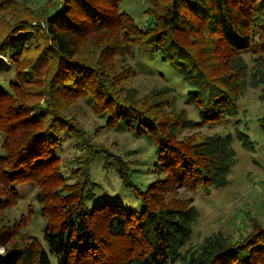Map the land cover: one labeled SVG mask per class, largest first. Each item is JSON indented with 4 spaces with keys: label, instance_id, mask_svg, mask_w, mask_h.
I'll return each mask as SVG.
<instances>
[{
    "label": "trees",
    "instance_id": "obj_1",
    "mask_svg": "<svg viewBox=\"0 0 264 264\" xmlns=\"http://www.w3.org/2000/svg\"><path fill=\"white\" fill-rule=\"evenodd\" d=\"M122 1L0 0V59L10 65L0 66V264H264L261 228L181 251L199 216L183 191L223 188L237 164L232 135L195 130L231 123L247 87L264 103V0H142V21ZM162 67L188 92L141 94L143 73L169 80ZM86 109L93 129L81 122ZM258 124L264 134V113ZM108 130L151 139L145 171L94 141ZM236 137L255 152L246 133ZM98 161L136 203L99 192ZM28 184L40 238L6 213Z\"/></svg>",
    "mask_w": 264,
    "mask_h": 264
},
{
    "label": "rangeland",
    "instance_id": "obj_2",
    "mask_svg": "<svg viewBox=\"0 0 264 264\" xmlns=\"http://www.w3.org/2000/svg\"><path fill=\"white\" fill-rule=\"evenodd\" d=\"M143 10L142 0H123L120 5V11L128 13L136 21H142ZM245 59L249 66H252V58L246 55ZM0 66L10 67L4 58L0 59ZM162 69L170 81L160 78L156 71L143 73L135 84L141 94L144 95L155 87L160 88L169 84L173 85L179 93L188 92V86L170 68L162 67ZM187 110L193 118L192 108L187 107ZM238 112L237 117L233 118L229 124L226 122L211 124L195 130L205 136L232 135L233 148L237 153V164L231 171L225 187L213 189L210 193L203 189L195 192L183 191V195L191 199L197 207L199 216L193 225L191 240L182 248V253L188 249L198 248L206 238L220 233L238 240L250 234L254 229L264 230V134L258 124V119L264 113V103L259 99L258 89L247 87L238 104ZM81 122L91 129L98 123L88 109ZM237 128L249 136L254 144L255 152L248 151L242 146V142L236 137ZM95 137L94 141L104 144L107 149L124 161H128L131 168L144 170L146 165L142 166V164L152 161L155 156V146L149 137L136 139L130 134H116L109 130ZM1 141L0 136V144ZM73 153L67 147L62 156L65 160H69L73 157ZM102 162H94L92 165L93 178L102 186L99 192L136 203L132 191L122 185L114 171H105ZM135 181L142 182V175L135 178ZM18 191L17 205L6 213L12 220H19L24 216L27 224L23 225L21 232L40 238L43 221L37 213L38 205L35 200L37 189L34 185L28 184L19 187ZM247 209L251 211V214L244 217ZM3 215L4 212H1L0 220ZM3 230L0 222V234ZM16 240L19 242L21 239ZM0 254H3L2 247H0ZM174 264H185V262L179 259Z\"/></svg>",
    "mask_w": 264,
    "mask_h": 264
}]
</instances>
